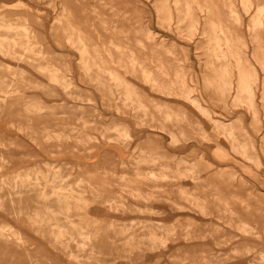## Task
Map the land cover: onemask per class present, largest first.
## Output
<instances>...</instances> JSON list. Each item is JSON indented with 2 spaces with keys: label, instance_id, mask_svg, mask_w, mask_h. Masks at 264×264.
Listing matches in <instances>:
<instances>
[{
  "label": "rangeland",
  "instance_id": "1",
  "mask_svg": "<svg viewBox=\"0 0 264 264\" xmlns=\"http://www.w3.org/2000/svg\"><path fill=\"white\" fill-rule=\"evenodd\" d=\"M243 1L0 0V264H264Z\"/></svg>",
  "mask_w": 264,
  "mask_h": 264
},
{
  "label": "bare ground",
  "instance_id": "2",
  "mask_svg": "<svg viewBox=\"0 0 264 264\" xmlns=\"http://www.w3.org/2000/svg\"><path fill=\"white\" fill-rule=\"evenodd\" d=\"M243 1V0H242ZM251 1V0H250ZM244 2V1H243ZM245 3V2H244ZM247 3H245V5H246ZM247 7H249L248 6V4H247ZM263 7V6H262ZM261 7V9L264 11V9ZM259 8V7H258ZM258 10V9H257ZM256 10V11H257ZM205 11H207V12H210L211 11V9L209 8V6H208V9L207 10H205ZM263 11H261V12H263ZM257 12H259V10L257 11ZM260 12V13H261ZM262 15H263V13H262ZM256 16V15H255ZM260 16V15H259ZM259 16H257V18L259 17ZM260 18H262V16L260 17ZM256 18H254V20H255ZM256 22V21H255ZM258 22L260 23V25H263V24H261V23H263V20L262 19H258ZM219 24V23H218ZM254 24H257V23H254ZM264 26V25H263ZM219 41H220V38L219 37H216L215 38V43L216 44H218L219 43ZM229 41V40H228ZM117 49V48H116ZM240 53H237V57L239 58V61H241L242 60V58L240 57V55H239ZM238 61V60H237ZM238 61V63H240ZM241 64V63H240ZM146 71V70H145ZM131 92V91H130ZM128 93V92H127ZM131 95V94H130ZM128 98V97H127ZM131 98V97H130ZM232 128V127H231ZM233 135V134H232ZM234 146V145H233ZM145 158V157H144ZM248 159V158H247ZM155 160H156V158H155ZM180 168V167H179ZM173 172H175V171H173ZM191 172V171H190ZM175 181V180H174ZM22 242V241H21ZM159 244V243H158ZM160 245V244H159ZM162 246V245H161ZM160 246V247H161Z\"/></svg>",
  "mask_w": 264,
  "mask_h": 264
}]
</instances>
